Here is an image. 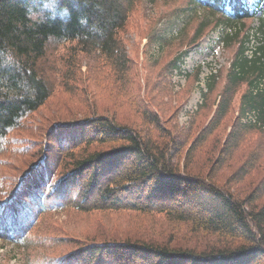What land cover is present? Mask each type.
Here are the masks:
<instances>
[{"label":"trees","instance_id":"16d2710c","mask_svg":"<svg viewBox=\"0 0 264 264\" xmlns=\"http://www.w3.org/2000/svg\"><path fill=\"white\" fill-rule=\"evenodd\" d=\"M137 1L0 0V154L55 88L69 104L59 102L57 118L42 121L46 147L39 144L34 163L0 199V239L18 246L38 241L30 233L54 208L134 213L145 219V225L129 223L137 235L80 244L49 264H264V0L254 3L255 11L252 0H186L191 14L202 13L191 45L211 26L234 30L220 35L227 48L240 43L213 116L199 133L197 116L180 130L139 103L129 109L139 127L112 110L134 85V60L122 36ZM248 20L258 22L261 36L250 58V36L239 41L237 31ZM49 43L76 44L77 55L93 58L90 71L98 63L107 68L115 100L99 107L86 88L67 81L69 73L45 70ZM200 74L197 69L195 81ZM218 79L216 73L206 78L199 109ZM243 86L239 116L228 122ZM246 113L256 122H243Z\"/></svg>","mask_w":264,"mask_h":264},{"label":"rangeland","instance_id":"374dc122","mask_svg":"<svg viewBox=\"0 0 264 264\" xmlns=\"http://www.w3.org/2000/svg\"><path fill=\"white\" fill-rule=\"evenodd\" d=\"M136 4L122 36L127 55L134 60V85L128 88V94L119 98L116 104L113 103L112 110L116 111L117 116L122 114L124 119H128L127 123L139 127V116L134 110H129L139 103L142 108L147 107L154 115H159L162 121L164 115L172 118V123L180 130L188 128L197 116L195 130L199 133L213 116L230 63L240 45L237 42L227 48L220 35L234 30L211 26L195 47L190 41L199 29L202 13L193 11L195 14H191L186 9V0H139ZM260 6L264 8V3ZM252 8L255 11L257 6L252 5ZM258 28L257 21H245V27L237 30L239 41L247 34L250 36L253 30L257 34L253 38L257 46L261 41ZM75 45L49 43L42 61L45 70L49 69L51 73L54 68L61 76L69 73L68 82L86 88V93L94 96L99 107L109 106L116 98L109 97L113 76L100 63L97 71H90L93 58L77 55ZM175 58H181L177 62L178 69L166 73L169 63ZM197 69L201 70V74L195 81ZM215 73L219 77L218 85L205 108L199 109L203 102L202 93L207 90L206 78ZM53 78L56 81L60 79L58 75ZM94 78L98 80L97 83ZM245 89L241 87L235 96L228 122H234L239 116V100ZM59 102L69 106L60 86L54 89L53 97L35 115L24 121L21 132L9 136L6 149L0 154L1 200H5L7 194L17 186L18 178L34 163L41 146L46 147L45 140L40 138L44 131L42 121L48 119L51 122L57 118L55 107ZM228 131L229 125L226 128ZM138 216L134 213H81L72 209H51L40 216L36 228L30 233L31 238L38 241H29L28 246H18L0 239V264H49L79 248L80 244L137 235L129 223L136 219L139 224L145 225V219Z\"/></svg>","mask_w":264,"mask_h":264},{"label":"built area","instance_id":"2783aa9c","mask_svg":"<svg viewBox=\"0 0 264 264\" xmlns=\"http://www.w3.org/2000/svg\"><path fill=\"white\" fill-rule=\"evenodd\" d=\"M250 8L252 9V5H250ZM253 29H254V27H253ZM253 38H254V31L252 30V34H250V43H248V45H247L248 50L245 53L248 56V58H250L252 56V54H253L252 51L254 50V47L256 46ZM252 48H253V50H251ZM242 121L255 123L256 122V116L254 113H246V115L242 118Z\"/></svg>","mask_w":264,"mask_h":264}]
</instances>
